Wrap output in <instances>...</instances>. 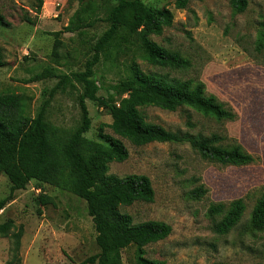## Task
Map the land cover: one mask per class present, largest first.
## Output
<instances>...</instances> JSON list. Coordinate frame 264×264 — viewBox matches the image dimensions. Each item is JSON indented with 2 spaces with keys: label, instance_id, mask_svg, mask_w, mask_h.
<instances>
[{
  "label": "rangeland",
  "instance_id": "374dc122",
  "mask_svg": "<svg viewBox=\"0 0 264 264\" xmlns=\"http://www.w3.org/2000/svg\"><path fill=\"white\" fill-rule=\"evenodd\" d=\"M94 2L96 17L104 18L101 0ZM174 15L171 27L151 39L159 46L180 53L189 60L187 70H171L150 65L138 36L115 40L101 55L92 80V97L86 100L92 127L86 135L103 142L100 131L121 139L129 152L122 163H111L109 175L123 178L144 175L155 192L152 203H135L121 208L134 223L162 222L172 228L165 240L146 246L144 257L165 264H264V232L251 230V214L264 194V0H249L248 9L238 14L229 0H193L185 10H177L175 0H143ZM0 0V48L5 65L0 68V93L29 98V111L35 117L44 100L59 83L46 79L27 83L45 69L64 74L84 72L93 48L108 29L99 21L94 27L74 34L55 33L68 26L82 7L80 0ZM262 40V45L259 42ZM136 63L146 73L170 79L203 83L206 96L215 97L236 115L233 121H217L192 108L175 112L155 107L142 110L148 122L184 138L218 135L224 146L240 145L255 157L248 166H222L208 162L189 142L151 143L137 147L115 135L109 127L111 116L97 99L115 95L112 87L129 78ZM83 86L74 81L58 90L47 111V120L67 132L81 122L79 105ZM117 99L119 97L115 95ZM206 190L202 198L193 192ZM10 193L8 178L0 175V200ZM53 198L43 206L39 196ZM244 199L245 211L238 226L227 235H218L215 225L225 214L211 216L212 205ZM14 221L23 226L22 264H80L100 250L87 204L75 195L47 184L31 181L16 191L13 200L0 212V224ZM12 241L0 237V264L10 258ZM123 264H137L135 245L122 251Z\"/></svg>",
  "mask_w": 264,
  "mask_h": 264
},
{
  "label": "trees",
  "instance_id": "16d2710c",
  "mask_svg": "<svg viewBox=\"0 0 264 264\" xmlns=\"http://www.w3.org/2000/svg\"><path fill=\"white\" fill-rule=\"evenodd\" d=\"M38 13L43 0H37ZM193 0H175L177 10H185ZM200 1V0H197ZM80 0L82 7L71 18L68 26L55 33V48L60 44L59 36L74 34L94 27L99 21L108 29L93 48L92 59L86 63L85 71L64 74L56 68L45 69L27 83L46 79H59L50 97L44 100L39 112L33 117L29 111V98L15 93H0V175L10 182V193L0 200V212L13 200L16 191L25 190L31 181L47 184L71 193L87 204L88 215L96 231V244L100 250L80 264H123L122 251L135 245L138 249L137 264H165L150 261L144 255V248L165 240L172 228L162 222L147 221L134 223L133 217L121 212V208L135 203H152L155 192L150 179L144 175H129L119 178L109 175L111 163L125 162L129 152L121 139L100 131L103 142L89 139L86 135L92 127V119L86 100L92 97L94 68L99 64L102 53L118 39L138 36L144 51V59L150 65L171 70H187L189 60L178 52H172L152 41V36L162 35L165 28L172 26L173 13L167 8H156L143 0H101L105 17H96L93 3ZM238 14L244 13L249 0H229ZM0 23L7 25L0 14ZM262 45V40L259 46ZM4 52L0 48V68L5 65ZM129 78L112 87L115 95L98 98L100 108L111 116L109 127L115 135L137 147L151 143H180L187 141L202 159L222 166H248L256 162L255 157L240 145L224 146L222 136H197L184 138L163 127L150 123L142 110L155 107L175 112L189 107L217 121H233L236 115L213 96H206L203 83L194 85L191 80L170 79L166 75L146 73L136 64L130 67ZM78 82L83 86L79 98L81 122L72 132L54 126L47 120V111L54 94ZM206 190L193 192L195 198H202ZM43 206L54 204L53 198L41 194ZM245 211L244 199L225 204L212 205L211 216L225 214L215 225L218 235H227L240 223ZM251 230L264 232V194L257 201L251 214ZM0 237L12 241L10 258L6 264H22L21 242L23 226L17 227L12 220L0 224Z\"/></svg>",
  "mask_w": 264,
  "mask_h": 264
}]
</instances>
